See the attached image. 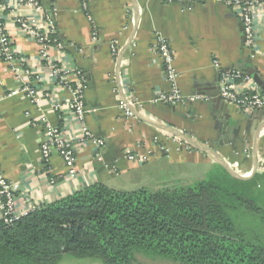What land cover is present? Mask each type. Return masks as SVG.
I'll use <instances>...</instances> for the list:
<instances>
[{"label":"crops","instance_id":"obj_1","mask_svg":"<svg viewBox=\"0 0 264 264\" xmlns=\"http://www.w3.org/2000/svg\"><path fill=\"white\" fill-rule=\"evenodd\" d=\"M39 1L66 44L63 52L54 51L55 56L84 76L86 122L94 138L104 139L105 145L99 159L93 142H74L78 158L74 177L67 174L58 153L45 163L43 118L72 139L81 132L74 114L55 108L56 102L71 98L77 76L71 75L65 85L52 81L39 58V44L20 33L14 21L15 12L25 14L28 9L15 6L13 12L7 11L4 17L14 46L27 58L19 71L29 79L22 82L0 56V96L6 95L0 99V166L7 179L19 183L16 205L22 215L96 183L119 190L190 185L205 177L215 163L221 164L220 157L241 175L252 178L264 172V109L245 112L221 100L219 83L220 71L246 73L243 65L255 66L264 78V4L258 7L256 44L247 47L242 20L222 2L88 0L85 8L83 0ZM157 32L175 54L184 95L203 99L186 98L178 105L152 102L171 87L164 62L152 49ZM113 43L120 48L118 57ZM27 82L40 100L33 101L21 91ZM119 97L140 102L133 106L134 116L124 115ZM179 131L215 148L220 157L197 149ZM159 137L170 141V152L159 148ZM176 138L190 148L177 150ZM128 149L152 150L154 157L133 162L127 158ZM255 154L258 170L251 175Z\"/></svg>","mask_w":264,"mask_h":264},{"label":"trees","instance_id":"obj_2","mask_svg":"<svg viewBox=\"0 0 264 264\" xmlns=\"http://www.w3.org/2000/svg\"><path fill=\"white\" fill-rule=\"evenodd\" d=\"M169 142L159 137L158 146ZM249 218L258 231L240 225ZM137 252L183 264H264V172L240 179L215 163L186 186L96 183L0 224V264H58L65 254L138 264Z\"/></svg>","mask_w":264,"mask_h":264},{"label":"built area","instance_id":"obj_3","mask_svg":"<svg viewBox=\"0 0 264 264\" xmlns=\"http://www.w3.org/2000/svg\"><path fill=\"white\" fill-rule=\"evenodd\" d=\"M169 2H194V1H217L230 6L240 17L244 25L245 43L247 47H253L256 44L258 31L256 27L257 16L260 11L258 8L264 4V0H165ZM86 8L88 0H83ZM17 9H28V13L15 12V23L20 33L33 39L39 44V58L45 64V73L57 84H68L71 75H76L77 80L74 86H71V98L55 103L56 109H66L75 115L79 121L81 132L72 139L65 135L63 130L53 125L46 118H43L44 139L41 143V156L45 163H48L54 153H58L63 159L67 174L74 177L77 174V147L75 141L93 142L98 148L96 157L102 159L101 149L105 145L102 138H94L93 132L86 122V114L89 112L85 104V80L79 69H71L63 66L54 51L63 52L66 48L65 42L58 36L56 26L51 17L46 12L39 0H0V56L8 62L9 69L21 78L22 82L29 79L28 74H23L20 65L27 61V58L17 52L12 37V31L8 28L5 21V13L9 10L13 12L14 7ZM19 11V10H18ZM91 18V17H90ZM97 36H95V39ZM154 53L161 57L166 69L167 80L171 87L166 93L158 95L152 102H163L171 105L184 103L188 100L203 99L201 95H191L186 97L178 84L179 72L175 65V54L170 44L161 32H157L155 41L152 44ZM113 54L118 57L120 48L116 43L112 45ZM214 65L219 68V61L214 60ZM220 95L228 104L241 108L245 112H252L256 109H264V90L247 72L239 69H229L220 71L219 77ZM243 85H242V84ZM242 85V87H241ZM21 91H24L33 100H40L32 84L24 83ZM18 91H10L8 94H14ZM20 92V91H19ZM118 92V89H117ZM4 96H0L4 98ZM136 98L127 99L119 97V107L127 117L134 116L133 106L139 104ZM157 138V137H156ZM155 138V139H156ZM178 143L177 150L190 148L182 139H175ZM164 152H170L169 145L159 147ZM127 158L133 162L144 163L154 157L152 150L143 152H134L130 149L126 151ZM264 169V164H263ZM50 182L54 183L53 179ZM19 183L9 180L4 175L0 166V224H11L23 216L17 208L16 197L19 191Z\"/></svg>","mask_w":264,"mask_h":264},{"label":"rangeland","instance_id":"obj_4","mask_svg":"<svg viewBox=\"0 0 264 264\" xmlns=\"http://www.w3.org/2000/svg\"><path fill=\"white\" fill-rule=\"evenodd\" d=\"M239 223L242 227L246 228L250 232L258 231L259 227H261V223L258 220L251 218H249L248 220L240 219ZM136 259L138 264H183L182 262L175 261L170 258L147 254L145 252H137ZM58 264H103V262L99 259L92 257L77 258L70 254H65Z\"/></svg>","mask_w":264,"mask_h":264},{"label":"water","instance_id":"obj_5","mask_svg":"<svg viewBox=\"0 0 264 264\" xmlns=\"http://www.w3.org/2000/svg\"><path fill=\"white\" fill-rule=\"evenodd\" d=\"M121 60V57L119 59V61ZM248 63H252V60H248ZM243 68L245 69V71L250 75L252 76V78L258 83V85L264 90V78L259 74V71L256 69L255 66H244L243 65ZM220 99L221 100H224L221 95H220ZM134 111V109H133ZM227 119H228V115H227ZM228 122L226 121L224 123V128H227L228 126ZM183 136L186 137V139H188L193 145L194 147H196L197 149L203 151V152H207V153H211L212 155H214V157H220L217 153V151L215 150V148L209 146V145H205V144H202L201 142H198L196 139H193L191 137H189V135L185 134L184 132H181L179 131ZM225 132V131H224ZM256 155V164H255V167L253 169V172L251 173V175L255 174L256 171L258 170V158H257V154ZM220 163L221 165H223L227 171L234 177H237V178H240V179H248L250 178L251 176H244V175H241L239 173H237L225 160H223L221 157H220Z\"/></svg>","mask_w":264,"mask_h":264}]
</instances>
